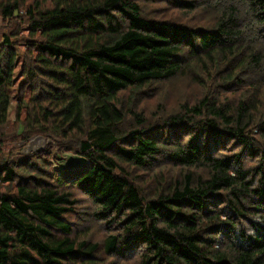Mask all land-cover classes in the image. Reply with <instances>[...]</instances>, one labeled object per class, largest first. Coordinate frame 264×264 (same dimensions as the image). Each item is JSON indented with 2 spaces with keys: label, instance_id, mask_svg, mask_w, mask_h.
Wrapping results in <instances>:
<instances>
[{
  "label": "trees",
  "instance_id": "1",
  "mask_svg": "<svg viewBox=\"0 0 264 264\" xmlns=\"http://www.w3.org/2000/svg\"><path fill=\"white\" fill-rule=\"evenodd\" d=\"M24 13L14 135L90 165L57 175L54 147L4 148L18 28L0 43V264H103L75 226L89 217L122 264H264V0H0L4 22ZM181 76L193 104L154 124L133 110Z\"/></svg>",
  "mask_w": 264,
  "mask_h": 264
},
{
  "label": "rangeland",
  "instance_id": "2",
  "mask_svg": "<svg viewBox=\"0 0 264 264\" xmlns=\"http://www.w3.org/2000/svg\"><path fill=\"white\" fill-rule=\"evenodd\" d=\"M149 8L151 10H154L155 8L166 9L164 14L168 16L177 15L173 9H167L164 5H150ZM195 18L199 20V15H193V22L199 24L203 23L197 21ZM187 21L190 23V16L187 18ZM24 22L26 23L25 13L22 15L21 20L14 18L10 21L4 22V20L0 18V43L4 41L5 36L8 37L11 34L16 36L18 34V28L20 29L21 27L22 30L19 39L10 38L12 47L9 48V50H15L17 52V65L14 71V85L11 90L12 102L9 110V122L6 129L3 131L5 140L4 148L7 152L13 151L14 153L30 156L35 153L46 151L50 147H54L56 155L52 156V170L57 175L74 174L79 170L86 169L90 165V162L82 157H78L74 151H68L69 153L62 151L60 153L59 148L61 141L58 138H54L50 135L40 136L39 134L41 133H36L34 134L36 136L33 135V137H30L29 139L23 140V137H15L14 135L16 132V108L23 95L21 92L23 89L20 88V83L24 80L22 72L25 66V56H27V45L25 43L26 33H24L27 32V25L24 24ZM8 28L10 29L7 30ZM201 79L203 80L202 77ZM190 81H192L190 76H181L165 83L160 88L149 89L146 91L145 95H139L142 97V101L139 104H136L137 106L133 107V110L142 114L143 118L150 124H154L157 120H165L168 116L178 113L183 104H193L203 96L204 91ZM28 99L29 98L26 97V101H28ZM69 178H73V176ZM69 178H67V180ZM75 196L78 199L79 207L83 208L88 206L90 207V210L93 211L90 202L86 201L87 199L84 196L78 192H75ZM75 226L81 231V235L84 233L86 234L84 237L85 240H88L90 244L98 245L99 251L97 254H99V257H96L102 260L103 264H122V259L107 252L106 241L108 240V234L101 223L96 222L92 217H89L85 222H75Z\"/></svg>",
  "mask_w": 264,
  "mask_h": 264
},
{
  "label": "built area",
  "instance_id": "3",
  "mask_svg": "<svg viewBox=\"0 0 264 264\" xmlns=\"http://www.w3.org/2000/svg\"><path fill=\"white\" fill-rule=\"evenodd\" d=\"M39 140V139H38Z\"/></svg>",
  "mask_w": 264,
  "mask_h": 264
}]
</instances>
